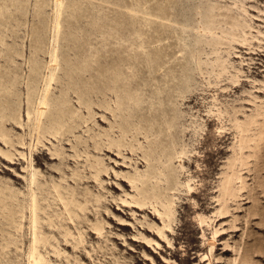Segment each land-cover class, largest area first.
I'll list each match as a JSON object with an SVG mask.
<instances>
[{
	"label": "bare ground",
	"instance_id": "6f19581e",
	"mask_svg": "<svg viewBox=\"0 0 264 264\" xmlns=\"http://www.w3.org/2000/svg\"><path fill=\"white\" fill-rule=\"evenodd\" d=\"M97 1L99 3L94 0H35L32 15L36 16L34 21L38 25L30 31L28 72L23 75L17 61V57L26 58L23 56V39L20 42L7 43L4 29L23 24L28 0H0V59L4 60V63L0 60V140L13 147L10 129L5 126V122L10 120L27 127L30 144L34 146L45 145L43 139L50 140L48 136L60 138L72 134L77 127L76 119L87 121L71 104L67 87L60 88L58 93L53 91L54 83L61 78V71L63 76L70 79L68 87L77 96L78 104L86 107L89 117L93 114L90 106L92 102L88 100V96L91 93H101L102 99L93 103L109 110L114 118H118L114 123L110 122V131L114 132L116 127L118 134L113 137L108 131L94 133L90 136L93 147L97 150L104 146L115 147L117 151L128 147L131 151H141L140 157L145 161L146 168H134L133 173L124 175L136 194L131 195L130 200H121L137 206H151L162 225L149 224V227L169 244L170 239L165 229L170 230L172 226L174 191L180 190L181 186L191 189L189 179L185 182L179 179V173L184 168L182 160L189 157V150L184 141L179 140L180 134H177L175 127L182 113L178 107L179 99L183 100L186 93L191 91L196 73H207L208 76H215V79H221L230 73L228 56L232 52L227 50V55H222L225 44L231 49L236 48L235 44L252 47L264 41V30L254 26L253 15L249 13L243 0H231L229 4L208 0L204 5H197L194 11L199 18L194 29L203 38L190 45L184 43L180 52L182 62L175 65L179 70L177 73L174 66H166V52L163 48L148 46L152 41L147 40V31L143 29L144 26L151 25L152 18L162 26L176 24L171 12H152L148 6L149 0H134L130 4L111 3L110 0ZM166 1L168 4L162 6L173 8V0ZM108 2L116 7H123V12L130 18L139 19H134V24L129 28H123L121 22L114 17L110 19L108 12L103 9V4ZM47 6H50V12L45 11ZM81 20L86 21L85 26L81 25ZM176 25L181 27V33L186 32L188 24L180 22ZM161 30L158 29L157 32ZM173 32L176 33V30ZM91 36L99 39L96 44L90 39ZM126 40H131L129 45H122L121 42ZM205 46L210 47V52L205 50ZM139 65L146 68L143 75L138 71ZM161 69L164 72L160 79L155 73ZM240 71L237 69V73H230L229 80L237 82ZM86 72H89L88 77H85ZM22 82L25 84L26 100L24 122L21 119L18 89ZM107 92L113 96L114 106L104 97ZM212 112H215L218 119L223 114L219 107ZM232 112L226 111L230 116L228 120L235 129L236 139L231 146L232 155L227 159V171L222 172L223 177L219 182V215L228 211V199H235L245 188V178L238 167L248 165L251 157H257L259 145L264 141L263 101L255 103L252 113L241 112L243 117L240 113L238 115L239 110L236 107H233ZM16 137V143L25 144L21 135ZM102 137L108 139L101 141ZM0 153L7 159H12L14 155L9 149L0 148ZM59 154L58 151L54 153L56 156ZM88 155L85 152V157ZM89 168L91 177L101 185L100 175L107 172L106 167L100 159L94 158ZM39 174L40 171L30 165L28 175L24 177L28 187V199L25 198L23 203H13L18 198V191L6 187V192L0 187V208L10 215L18 213L21 217H24L25 212L28 213L27 264H62L61 261L54 262L49 253L58 259L64 257L70 263V255L59 245L58 238L53 233L44 231L41 224L46 223L50 228H55L74 249L80 246L86 249L83 244L84 232L76 226L75 219L84 218L89 221L85 212L90 199L81 194L84 201L79 200L71 185L65 187L61 183L52 182L46 189L38 178ZM73 176L82 179L78 173H73ZM38 190H46V194L51 195L58 209H53L48 214L47 207L51 208V204L47 202L45 206L41 203L48 198L45 195L39 197ZM100 199L101 195H94L95 202ZM41 213L45 216L42 217ZM200 219L211 221L209 216H201ZM12 221L15 224L16 221ZM68 222L74 224L76 233L66 225ZM88 225L98 237L103 236V221L96 220ZM223 229L213 227L209 242L210 252L216 241L215 237L221 235L223 232H219ZM142 238L148 243L154 241L146 236ZM154 242L158 245V242ZM225 245L228 246L227 241ZM86 252L89 253L88 250ZM73 259L78 262L77 256H73ZM237 260L234 257L228 264H237Z\"/></svg>",
	"mask_w": 264,
	"mask_h": 264
},
{
	"label": "rangeland",
	"instance_id": "374dc122",
	"mask_svg": "<svg viewBox=\"0 0 264 264\" xmlns=\"http://www.w3.org/2000/svg\"><path fill=\"white\" fill-rule=\"evenodd\" d=\"M94 1L99 3L97 0ZM207 1L173 0L174 6L169 8L162 6L168 4L166 0H149L148 6L153 10L152 12L157 14L171 12L173 22L188 24L185 33H181L179 25L171 23L162 26L154 18L151 19L150 26L143 27L147 31V40L152 41L148 46L163 48L166 52L164 58L166 66L175 67L177 63L182 62L180 52L184 43L190 45L199 38H203V35L194 29L199 18L194 7L204 5ZM209 1L226 4L231 2V0ZM243 1L249 13L253 15L254 26L264 30V0ZM110 2L130 4L134 0H110ZM110 2L104 3L103 9L108 12L110 19L114 17L121 22L124 25L123 28H129L135 20L139 19L138 17H135V20L130 18L123 12V7H116ZM34 3L35 0H28L22 25L4 29L7 43L20 42L23 39V56L26 58L17 57L23 75L28 72L30 31L38 25H35L34 21L36 16L32 15ZM86 9L90 11L89 7ZM45 11L50 12V6H47ZM80 22L81 25H86L85 20ZM136 26L138 27V24ZM158 29L162 30L157 32ZM173 30H176V33ZM95 38L90 37L96 44L99 39ZM130 41L121 43L129 45ZM234 46L236 48L231 49L228 44H225L226 48L222 51V55L226 56L227 50L232 52L228 56L230 61L228 66L230 73H237V69L241 70L238 72L237 82L229 80L230 73L225 74L221 79H215V76H208L207 73H196L191 91L186 93L187 96L183 100L179 99L178 107L182 113L175 127L177 134H180L179 140L182 139L189 150V157L182 160L184 168L179 173V179L182 182L189 179L191 189L181 186L180 190L174 191L172 226L170 230L165 229L170 239L169 244L149 227V224L162 225L159 216L154 213L151 206L148 204L137 206L132 202L121 200L124 198L130 200V196L136 194L124 175L133 173L134 168L138 170L146 168L145 161L140 157L141 151H131L128 147H122L119 151L115 147L104 146L101 150L93 147L90 136L94 133L108 131L113 137L118 134L116 127L114 132L110 131V122L114 123L118 118H114L109 110L93 103L102 99L101 93L89 94L88 100L92 102L90 106L91 114H93L89 117L86 107L78 104L77 96L68 87L70 79L63 76L61 71V78L54 83L53 91L58 93L60 88L67 87L71 104L87 121L76 119L77 127L72 134L60 138L48 136L50 140L43 139L45 145H31L25 125H18L11 120L5 122V126L10 129L14 144L10 147L0 140V148L9 149L14 155L12 159H7L0 153V187L6 192L8 191L6 187L19 192L14 204L18 201L23 203L26 201L25 198L28 199V187L24 177L28 175L30 165L40 171L38 178L45 188L52 182L61 183L65 187L71 185L79 200L84 201L81 194L90 199L85 212L89 221L87 222L84 218L75 219L76 226L84 232L83 244L86 249L82 246L74 249L70 242L64 241L55 228H50L46 223L41 224L44 231L53 233L58 238L59 245L70 255V263H67L64 257L58 259L49 253V257L54 262L61 261L62 264H228L232 258L237 257V264H264V141L259 145L258 156L251 157L248 165L238 167L245 178V185H243L245 188L235 199H228L226 203L228 211H225L223 215L217 213L219 182L223 177L222 172L227 171V159L232 155L231 146L236 139L235 129L228 120L230 116L226 111L232 112L233 107H236L239 110L238 115L240 113L243 117L241 112L250 114L255 108V103L264 102V41L252 47L240 44ZM205 50L210 52V47L205 46ZM202 57H205V54H202ZM0 60L4 63L3 59ZM232 64L233 67H231ZM175 69L178 70L177 67ZM163 70L155 73L160 79ZM138 71L143 75L146 72L145 66L139 65ZM88 75L89 72H86L85 77ZM18 89L21 119L24 122L26 120L24 82L18 85ZM104 97L110 105L114 106L111 93L107 92ZM146 103L144 106H147ZM216 107L223 110L220 119L214 114L215 112H212ZM18 135L22 136L25 144L16 143ZM137 137L143 140L141 135ZM96 139L99 140L98 137ZM106 139L108 138L102 137L100 140ZM55 151L60 154L54 155ZM85 152L89 154L87 157ZM94 158L100 159L107 169V172H102L100 175L101 185L94 181L90 174L89 165ZM73 173L80 174L82 179L74 177ZM37 192L39 197L47 196V201H41V203L45 206L47 202L51 204V208L47 207L48 214L53 209H58V205L52 200L51 195L46 194V190ZM96 194L101 195L99 202L94 200ZM80 214L83 215L81 212ZM41 216L45 215L41 213ZM201 216H209L211 221H201L199 220ZM12 220L16 221L15 224ZM96 220L104 223V234L101 237H98L88 225L89 222ZM56 222L59 223L58 220ZM66 225H69L75 233L77 232L73 223L68 222ZM214 226L224 229L219 232H223L221 235L215 237L216 241L210 252L209 242ZM27 227V212L24 213V217H21L18 213L10 215L9 212L0 208V264H27L29 239ZM142 236L153 239L158 242V245L154 241L148 243ZM226 241L228 246L225 245ZM87 250L89 253L86 252ZM73 256H77L78 262L74 261Z\"/></svg>",
	"mask_w": 264,
	"mask_h": 264
}]
</instances>
